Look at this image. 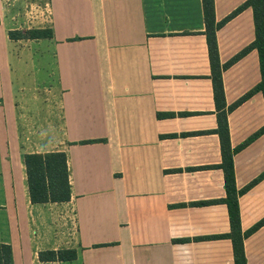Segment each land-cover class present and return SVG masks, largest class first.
<instances>
[{"label": "crops", "instance_id": "obj_1", "mask_svg": "<svg viewBox=\"0 0 264 264\" xmlns=\"http://www.w3.org/2000/svg\"><path fill=\"white\" fill-rule=\"evenodd\" d=\"M25 1L0 0V244L13 264H235L218 128L225 112L237 190L258 179L239 196L245 233L264 219V95L230 107L261 82L259 52L224 65L255 41L252 8L216 33L219 108L202 0H43L46 25L25 30L52 37L11 39L32 22ZM246 1L215 0L217 22ZM52 152L67 155L71 199L32 203L24 157ZM65 249L76 258L39 260ZM244 251L264 264V225Z\"/></svg>", "mask_w": 264, "mask_h": 264}, {"label": "trees", "instance_id": "obj_2", "mask_svg": "<svg viewBox=\"0 0 264 264\" xmlns=\"http://www.w3.org/2000/svg\"><path fill=\"white\" fill-rule=\"evenodd\" d=\"M202 2L209 55L212 66L215 99L219 108L221 105H224L225 96L221 76V65L218 56L216 38L217 30L231 18L236 16L241 10L245 8H252L253 10L256 33L255 41L240 54L235 56L229 63L224 65V68L235 63L250 50L257 49L260 57L262 80L252 91L234 103L230 107L232 110L255 92H262L264 95V0H247L242 6L221 22H217L216 20L215 0H202ZM51 37V29H32L27 31L10 32V38L15 40L45 39ZM260 133H264V127L258 134ZM218 134L222 143L223 162L221 164V168L224 171L226 182L225 187L227 192L226 198L221 201L228 206L231 224V232L227 235V237L233 242L235 264H246L244 239L262 227L264 225V219L258 222L247 232H242L239 196L246 193L258 179L250 183L244 189L237 190L233 167V152L229 141V126L227 114L225 112L222 115H219ZM24 163L26 166L27 182L32 203H61L67 202L71 199V186L69 181V169L66 153L52 152L46 154H27L24 157ZM76 256V251L72 249L58 251L52 250L40 252L39 260L41 262L71 261L74 260ZM0 264H13V252L10 245L0 244Z\"/></svg>", "mask_w": 264, "mask_h": 264}, {"label": "rangeland", "instance_id": "obj_3", "mask_svg": "<svg viewBox=\"0 0 264 264\" xmlns=\"http://www.w3.org/2000/svg\"><path fill=\"white\" fill-rule=\"evenodd\" d=\"M43 0H26L25 3L23 2V15L26 18H30L32 22L23 23L22 27L25 30L27 27L32 28H39L42 26H45L47 21V16L44 13V10H42L43 6ZM26 14V15H25ZM27 31V30H25ZM44 45V44H43ZM41 45V46H43ZM41 49V47H38L37 52ZM41 54H38V81H37V88L39 92L43 93L45 88L47 87V75L45 72L46 64L45 60L42 59V56L44 57V48L41 50ZM25 81V80H24ZM31 105H34L33 102L30 103ZM39 107L42 106V101L37 103Z\"/></svg>", "mask_w": 264, "mask_h": 264}]
</instances>
